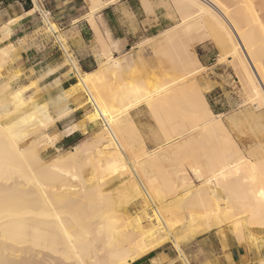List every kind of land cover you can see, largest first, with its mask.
Wrapping results in <instances>:
<instances>
[{"label": "bare ground", "instance_id": "bare-ground-1", "mask_svg": "<svg viewBox=\"0 0 264 264\" xmlns=\"http://www.w3.org/2000/svg\"><path fill=\"white\" fill-rule=\"evenodd\" d=\"M89 1L93 16L110 0ZM33 2V11L40 9L39 1ZM174 2L182 11L180 22L151 44L158 56L166 57L173 80L155 89L145 83L150 72L140 68L144 63L140 53L132 58L134 67L124 66L125 58L110 57L87 72L64 43L69 72L78 79L73 91L83 89L94 107L91 119L104 122L97 136L50 161L41 150L58 139V133L50 132L55 117L45 103H34L25 94L28 85L14 88L10 80L0 79V264H131L168 242H173L184 264H191L182 247L186 240L175 233L185 225L201 221L205 231L217 226L224 246L227 230L239 243L246 239V230L264 232V142L248 120L258 118L256 112L264 106V41L254 40L255 32L263 28L257 5L255 0ZM45 19L48 30L58 31L56 23ZM199 33L194 38L200 42L211 39L227 49L229 57H237L236 68L253 90L256 110L238 108L217 116L210 111L194 77L205 67L188 44L172 43ZM13 47L9 43L0 48V69ZM117 77L129 80L114 92L111 82ZM142 103L170 107L168 115L162 113L167 124L164 118L159 121L167 125L165 136L174 139L138 154L141 137L134 131L130 111ZM27 106L31 108L26 110ZM247 126L255 135L249 148L232 132L243 133ZM74 129L70 126L66 132ZM124 173L128 179L114 186L125 188L130 198L113 206L106 187ZM183 189L186 198L166 203V196ZM203 231L192 229L187 238ZM255 264H264V257Z\"/></svg>", "mask_w": 264, "mask_h": 264}, {"label": "crops", "instance_id": "crops-1", "mask_svg": "<svg viewBox=\"0 0 264 264\" xmlns=\"http://www.w3.org/2000/svg\"><path fill=\"white\" fill-rule=\"evenodd\" d=\"M38 1L40 6L49 12V18L52 22L58 26V34L65 38L70 54L83 71L93 72L97 70L103 66V62L104 64L108 63L106 60L110 57L125 58L126 64L124 66L134 67L133 59L140 53L144 63L139 64L142 67H138L142 70L145 68L144 72L146 73L150 72L146 84L147 81L153 80L154 76L161 70L170 74L171 70L165 61L166 57L158 56L154 50H151L150 46L139 50L140 43L147 41V39H157L158 30L166 26L162 16H158V20H156L153 15L148 13L142 0L108 1L105 6L95 11L93 16L91 15L89 0ZM151 1L153 3L155 0ZM33 6V0H0V48L13 43L18 49L13 57L6 59L1 72L3 75L1 80H7L13 75H18L12 81L14 88L29 84L32 81H38L39 88L43 90L38 103H45L54 117L58 116L61 108H68L69 113L58 118L57 124L51 127L52 129L50 128L51 133L59 134L55 146H50V148L69 150L84 140L97 136L103 130V121L101 118L91 119L94 107L90 101H87L89 95L85 94V91H73L77 77L75 75L65 77L68 68L63 63L67 56L55 41V37L36 33L43 27L44 21L38 11H33ZM154 42H160V40ZM195 54L202 66L209 68L207 74L195 79L205 97L208 108L214 116L230 114L236 110L237 98L229 91L224 90L226 82L221 78L222 73L216 67L218 54L209 46L201 47ZM118 79L117 77L116 80L110 81L111 88H113L110 90L116 92L115 89L118 90L123 83L129 80L119 79L120 82ZM66 90L69 91L66 92ZM30 92L32 91H28L27 95ZM110 93L112 92L110 91ZM67 94L68 97H66ZM112 103L114 102L112 101ZM116 103L114 104L116 105ZM156 105L152 108L146 103H142L130 111L131 121L136 127H134V131L138 137H141L142 141L138 139L140 147L137 145L135 151L138 154H142L144 148H146L145 151L149 152L166 146L165 144L174 139V137L168 139L165 136L166 132L163 130L167 125L160 123L161 118H164L163 120L167 124L165 115H168L166 112L169 111L168 108L170 109V107L167 105H158L157 107ZM156 107L158 110H155ZM256 113L262 114L261 112ZM258 118H249L248 120L256 127L257 138L263 141V138L259 137L261 132L258 133L261 131L259 127L261 128L263 123L261 120L258 121ZM70 126H75L74 131L66 132ZM244 131L239 133L232 130L240 143L249 148L253 144V133L248 129V126ZM141 143L144 144V147L143 144L140 145ZM139 148L141 149L140 152ZM226 240L227 248L225 249L219 236L204 237L200 242V249L204 254L199 264H255L261 258L260 255L252 252L246 244L228 237ZM159 248L138 258L131 264H156L154 259L161 256L157 252ZM228 257L231 262L228 261Z\"/></svg>", "mask_w": 264, "mask_h": 264}, {"label": "rangeland", "instance_id": "rangeland-1", "mask_svg": "<svg viewBox=\"0 0 264 264\" xmlns=\"http://www.w3.org/2000/svg\"><path fill=\"white\" fill-rule=\"evenodd\" d=\"M142 1H143L145 9L148 11V13H150L151 15L154 16V19L158 20V16H162V18L164 19V21L166 23V26H164L163 28H160V30H158V32H157L158 34H160L162 31H164L167 28H171V27L175 26L176 24H178L180 22L182 11L179 8V6L174 2V0H155L153 3L151 0H142ZM227 2H229V1H227ZM228 4L232 5L231 2H229ZM255 6H256V9L258 8L257 9L259 12L258 16H260L262 21H263V23H262L263 28L262 29L259 28L258 32H255V39L254 40H257V41L262 40V43H263L264 38L262 39V36L264 35V33H263V31H264V0H255ZM40 9H41V7H40ZM40 9H37L36 11H38ZM44 21L45 22L43 24V27H41L36 33H38V34L43 33V34H47V35H52L50 30H48V24L46 22V19H44ZM57 30L59 31L58 26H57ZM196 35H198V36H196ZM199 35H201V33L194 34V35H192L193 37L192 36H190V37H182L181 36V37L177 38L176 40H174L172 43L179 44V45H181V47H183V45H185V44H188L190 46L189 48L192 49L196 53H198L199 49L203 46H209L212 50L216 51V53L218 54V58L216 59L217 60L216 67L219 68V70L222 73L221 78L226 82V85H225L226 87L224 88V90L229 91L234 97L237 98L235 109L248 107L253 111L256 110L257 108L253 104L254 101H251L254 98V97H251L253 95V90H252L251 86L248 85V82L245 80V76L243 75L242 70L238 71L236 68V64L238 61L237 57H235V56H232V58L229 57V53L228 54L226 53L227 49L222 50L211 39H206L203 42H200L198 39H196V38H199ZM59 36L63 40V42L66 44L65 38L62 35H59ZM195 36H196V38H194ZM155 40H158V39H147V41L140 43V46H142L143 48L150 46L151 50H153V47L151 46V44L155 43L154 42ZM193 43H194V45H193ZM259 44H260V46L262 45L260 42H259ZM188 45H185V46H188ZM13 46H14L13 47V53L11 55L12 57L16 54V52L18 50L15 44H13ZM66 46H67V44H66ZM67 48H68V46H67ZM221 50L224 53H222ZM182 55L183 54H178L177 56L179 58H182ZM263 63H264V56L261 58V64H263ZM63 65L68 68V72L65 74V77L73 75L69 72V70L71 69V64L67 60V57L64 58ZM262 68L264 70V67H262ZM2 70L3 69L1 68L0 73L2 72ZM208 70H209V68H205L202 72L197 73L194 76L195 79H196V77L198 78L204 74H207ZM2 76L3 75L1 73L0 77L2 78ZM17 77H18V75H13L7 80H10L12 82ZM172 78L173 77L170 74H167V72L165 70H161L160 72H158V74H156L154 76L153 80L147 81V86L150 90H152V89H155L156 88L155 86L156 85L158 86L159 83H161V84L171 83L173 80ZM76 81H78L77 78H76ZM155 83H156V85H155ZM25 85H28L27 91L25 94L27 95L28 91H32L27 96H32L33 102L38 103V100L41 97L42 92H43V90L41 88H39L38 81H32L29 84H25ZM119 88H118V90H119ZM78 90L84 92L83 89H78ZM241 102H244V103L242 104ZM30 108H31L30 106H27L26 110H28ZM61 109H63V108H61ZM61 109L58 112V116L55 117L56 120L69 113V110L67 108L66 111L65 110H64L65 112L62 111V114L60 115L59 113H61L60 112ZM259 109L260 110L257 112H261L262 114L259 115L258 121L261 120V122L264 124V106L262 108H259ZM117 113H118V111H117ZM117 113L115 115H118ZM13 117L14 116H12L10 118H13ZM52 127H54V126H52ZM261 127L263 129V132L261 133V136H259V137L263 138V142H264V125H262ZM55 128H56V126H55ZM51 129H50V132L52 131ZM259 129H260V127H259ZM258 133H260V131ZM252 135H253V141H254L255 135L254 134H252ZM87 141H88V139L84 140L83 142H81L79 144H85ZM55 144L54 145H47L41 150V154L45 160L50 161L54 157H56L57 155H59L60 153L65 151V150H62L61 148H58V149L57 148H50V146H55ZM79 144H77V145H79ZM92 171H93L92 168H89L88 169V175H90L92 173ZM124 174L125 175L124 176L122 175L120 177V179L118 178L117 180L113 181L112 183H110L106 187V189H109L110 196L112 197V203L111 204H113V206L123 204L124 201H126L128 198H130V196L127 194V191L125 188H123V187L115 188V186H114L115 184L121 185L130 176L126 173H124ZM195 182L197 184H200L199 181L195 180ZM186 193H187L186 190L183 189L175 195L166 196L165 197V199L167 200L166 203H174L175 200H177V199H181L184 197L186 198L187 197ZM131 212H133V214H135L134 209H132ZM200 222L201 221H198L199 225L193 226V227L185 225L182 228L177 229L175 232L178 238H180L182 240H186V243L182 247L184 249L186 256L191 261V264H199V261H200L202 255L204 254L202 252V250L200 249L201 248L200 242L204 237H207L209 235H217V236H219V238L221 237L219 229H216L217 226L213 225V229L211 231H205V229H204L205 225L200 224ZM212 224H214V223H212ZM195 228L203 229L204 231L199 236H197L196 238L188 239L187 235L191 232L192 229H195ZM226 237H228L229 239H234L237 241V238L234 236V234L231 231L227 230ZM220 240H221V243L223 244V240L221 238H220ZM225 242H226V246H224V244H223V247L226 249L227 248V240L226 239H225ZM237 242H239V241H237ZM241 243L246 244L252 252L256 253L257 255H260L261 258L264 257V232L263 231H261V230H254V231L246 230V239L244 240V242H241ZM157 252L162 257L160 256L158 259H156L157 260L156 264H184L182 259H181L182 256L177 251L173 242H168L167 244L161 246V248H159L157 250ZM251 263H253V262H251ZM100 264H106V263L103 262Z\"/></svg>", "mask_w": 264, "mask_h": 264}, {"label": "built area", "instance_id": "built-area-1", "mask_svg": "<svg viewBox=\"0 0 264 264\" xmlns=\"http://www.w3.org/2000/svg\"><path fill=\"white\" fill-rule=\"evenodd\" d=\"M38 13L40 14V16L42 17L43 21L46 17H49V12L46 11L44 8H42L41 10H38ZM45 22V21H44ZM51 32V31H50ZM52 35L55 37V41L57 42V44L59 45V47L67 54V51L64 48V42L63 40L60 38L58 31L56 32H51ZM69 51V50H68ZM103 122L104 120L101 119Z\"/></svg>", "mask_w": 264, "mask_h": 264}]
</instances>
